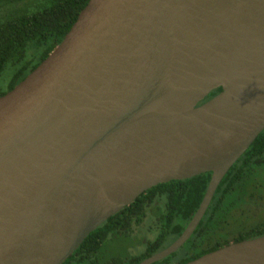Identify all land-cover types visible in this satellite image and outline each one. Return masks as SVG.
Segmentation results:
<instances>
[{"label":"water","instance_id":"obj_1","mask_svg":"<svg viewBox=\"0 0 264 264\" xmlns=\"http://www.w3.org/2000/svg\"><path fill=\"white\" fill-rule=\"evenodd\" d=\"M263 129L264 0H88L0 95V264H63L148 188L211 172L180 235L137 264L168 256ZM183 264H264V234Z\"/></svg>","mask_w":264,"mask_h":264},{"label":"trees","instance_id":"obj_2","mask_svg":"<svg viewBox=\"0 0 264 264\" xmlns=\"http://www.w3.org/2000/svg\"><path fill=\"white\" fill-rule=\"evenodd\" d=\"M15 4L20 0H2ZM34 10L13 8L0 20V74L23 55L27 42L47 43L39 61L21 66L10 90L58 44L88 0H35ZM11 5V6H12ZM221 90H211L200 102ZM7 91L0 90V95ZM211 172L158 183L108 217L83 239L63 264H137L171 244L197 210ZM148 234L137 253L105 257L109 241L136 231ZM155 233L154 237L153 234ZM264 234V129L219 182L208 207L189 238L173 253L151 264H183L230 242Z\"/></svg>","mask_w":264,"mask_h":264},{"label":"rangeland","instance_id":"obj_3","mask_svg":"<svg viewBox=\"0 0 264 264\" xmlns=\"http://www.w3.org/2000/svg\"><path fill=\"white\" fill-rule=\"evenodd\" d=\"M34 2L35 0H20L15 4L7 3L6 1L3 3L0 0V20L9 16V14L13 13V8H21L26 11L34 10ZM12 5V6H11ZM47 43L37 44L33 40L27 42L26 46L23 50V55H19L20 57L13 62L7 64L2 73L0 74V90L7 91V88L11 81L14 79L13 75L18 72L21 66H29L35 64L39 61L40 56L44 52ZM155 233L152 237H154ZM148 234L144 231H136L131 235L120 237V239H115L109 241V248L105 250L104 256L111 257L116 256L119 257L121 255L128 253H137L144 246L145 241L148 239Z\"/></svg>","mask_w":264,"mask_h":264}]
</instances>
